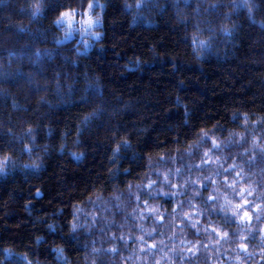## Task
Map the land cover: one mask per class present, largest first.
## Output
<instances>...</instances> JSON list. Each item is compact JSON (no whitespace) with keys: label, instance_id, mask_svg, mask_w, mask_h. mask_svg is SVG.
<instances>
[{"label":"clouds","instance_id":"clouds-1","mask_svg":"<svg viewBox=\"0 0 264 264\" xmlns=\"http://www.w3.org/2000/svg\"><path fill=\"white\" fill-rule=\"evenodd\" d=\"M11 5L0 14V264H264V72H250L264 67V0ZM121 48L132 54L111 62ZM158 59L244 71L229 73L230 98L211 115L185 81L163 102L121 87ZM33 188L34 200L13 194Z\"/></svg>","mask_w":264,"mask_h":264},{"label":"trees","instance_id":"trees-1","mask_svg":"<svg viewBox=\"0 0 264 264\" xmlns=\"http://www.w3.org/2000/svg\"><path fill=\"white\" fill-rule=\"evenodd\" d=\"M12 11L13 8L11 5V0H4L3 3H0V14ZM156 39L159 41V43L165 45V47L169 50L170 54L168 59L175 61V56L172 54V44L170 43L171 37L165 39L163 34H159L156 36ZM134 43H137V47H139L140 42ZM132 51H136V49L133 48ZM131 54L132 52H130L128 49L121 48L117 49L113 53H109L108 56L111 62L123 64L125 62L124 60L116 61L114 57L117 55H123L126 59L127 56ZM160 58H164L163 50L160 51ZM144 59L145 62H149L148 57H145ZM172 67L173 65L170 64V62H164L158 59L154 63H150L143 68V75H141L139 71L131 73L128 75V80L121 81L120 85L129 91L134 88H150L154 90L155 93L159 94L161 101L163 102V97L167 92L171 91L173 88H176L180 81H185L183 87L181 88L182 94L188 97L200 98L202 102H204L203 104L198 105V110L208 108L207 110L209 114L214 115L215 109L217 107H223V104L230 98V89L227 83L229 73L239 75L244 71V69L238 68L236 65H224L221 67L215 63L211 65H181L178 71H173ZM198 67H203V72L197 71L196 68ZM250 72L253 75H258L261 72H264V67H253ZM123 74L124 73L122 72L118 73V75ZM234 98L238 100L240 98L239 94L237 93ZM159 106V104L152 102V107L159 108ZM177 115L178 114L175 112L169 114L170 118L173 119ZM3 186L5 185L0 184V188ZM9 190L10 189L8 188V191ZM13 194L17 199L23 200L27 198L34 200L36 189H32L31 197L28 196L27 192L22 190H16ZM47 195V192L42 193V196ZM41 207H43V205H41ZM22 218L23 215L18 212L17 215L7 217L4 220V223L7 226H12L18 219ZM19 259L20 258L12 255L6 257L8 264H19Z\"/></svg>","mask_w":264,"mask_h":264},{"label":"snow or ice","instance_id":"snow-or-ice-1","mask_svg":"<svg viewBox=\"0 0 264 264\" xmlns=\"http://www.w3.org/2000/svg\"><path fill=\"white\" fill-rule=\"evenodd\" d=\"M3 2H4V0H0V3H3ZM61 16H66V17H68V19H69V23H70V22H71V19L73 18V17H72V10H71V9H67V10H65L64 12L61 13ZM84 23H86V24H88V25H91V23H92V19H91V17H88V18L84 21ZM36 194H39V190H37Z\"/></svg>","mask_w":264,"mask_h":264},{"label":"rangeland","instance_id":"rangeland-1","mask_svg":"<svg viewBox=\"0 0 264 264\" xmlns=\"http://www.w3.org/2000/svg\"><path fill=\"white\" fill-rule=\"evenodd\" d=\"M7 191H8V188L6 185L0 188V192H7Z\"/></svg>","mask_w":264,"mask_h":264}]
</instances>
